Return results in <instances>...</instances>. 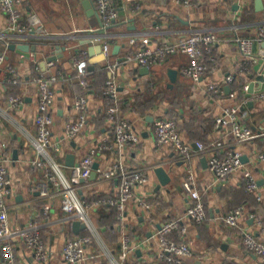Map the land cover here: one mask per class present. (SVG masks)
<instances>
[{
	"label": "crops",
	"instance_id": "1",
	"mask_svg": "<svg viewBox=\"0 0 264 264\" xmlns=\"http://www.w3.org/2000/svg\"><path fill=\"white\" fill-rule=\"evenodd\" d=\"M113 1L119 9L120 19L104 28L94 4L89 12L82 0H23L19 5L23 21L27 22V17L36 13L43 21L44 31L26 40L11 35L0 37V51L7 52L8 63L16 66L21 75V82L12 84L6 80V70L3 68L0 71V147L8 156L13 187L12 194L8 196L10 226L22 230L32 222L40 223L41 235L49 250L48 259L40 261L19 235L14 239L18 264H72L63 257L65 242L74 235L91 233L87 226L75 233L73 222L63 221L61 197L56 194L43 198L37 189V183L43 178V172L31 164L36 157L31 138L37 134V75L60 73L59 80L54 83L58 94L53 107L55 120L52 135L62 148L57 160L72 182L75 183L72 167L67 165V155L74 153L76 164L91 147L104 139L110 140L113 134L106 120L103 97L106 81L112 72L108 61L102 59L95 63L94 70H89L88 123L75 137L67 136L68 124L78 116L74 101L83 93L74 68L80 50H88L90 63L91 59L103 53L96 48L97 45L110 44L109 61L118 63L113 75L119 84L121 111L134 123L139 136L123 151H105L96 157L101 168L120 160L126 170H141L148 179L135 187V196L127 203L124 218L119 219L116 215L114 225L109 227L103 222L100 226L98 220L101 222L106 218L101 219L98 218L99 214L96 215L101 207L106 206V215L112 207L102 205L90 210L96 229L92 233V242L85 250L88 259L81 264H114L113 258L121 264H165L157 259L159 225L172 218L183 217L189 198L182 185L186 177L185 163L171 146L157 144L155 119L163 116L176 118L182 135L192 143L194 150H197V142L207 146L214 141L237 145L227 130L216 128L215 119L225 106L247 99L249 95L243 91L244 84L254 82L256 90L264 86V81L260 84L255 76L261 70L264 74V42L255 39L258 26L264 22V7L257 9L255 0H194L190 7L178 5L173 0ZM137 3L140 7L135 9ZM7 25L8 16L0 10V33L5 32ZM198 29L211 30L219 36L216 62L212 65V72L200 84L182 74V69L190 60L182 53L171 55L164 63L148 67V72L141 71L145 66L123 61L126 55L143 46L174 42ZM237 36L253 38L254 52L259 57L246 75L240 74L243 55L236 41ZM132 38L136 40L133 44ZM12 42L35 45L36 51L26 57L9 47ZM91 47H94L93 55ZM51 56L57 57L55 66L51 70L47 66L43 69L40 63L44 60L47 63ZM169 69L178 71L175 82L171 80ZM229 73L237 75L230 85L225 83ZM211 82L224 85L226 93L216 95L208 91L207 84ZM231 90L238 93L237 99L229 97ZM10 94L25 97L19 109L8 108L7 98ZM250 101L253 100L249 99L241 108L243 121L253 128L263 127L264 100H255L252 105ZM237 146L247 155L246 164L253 168L261 182L262 199L257 200L254 193L246 191L242 171L234 173L228 182L219 184L208 167V153L196 155L193 166L200 187L204 190L208 218L204 224L185 219L188 225L187 240L195 252L187 258L188 264H264V257L246 249L242 231L224 222L226 213L241 204L247 208V213L242 217L245 228L259 233L249 217L250 212L264 219V160L255 159L257 153L264 151V138ZM159 166L164 167L169 175L165 183L161 182L156 171ZM78 184L79 195L93 202L99 195L117 196L120 180L104 181L98 172L94 179L90 178L86 183L79 181ZM46 203L52 205L51 219H47L44 213ZM144 203L150 204V208H146ZM124 235H129L131 247L127 257L122 259ZM0 264H5L1 246Z\"/></svg>",
	"mask_w": 264,
	"mask_h": 264
},
{
	"label": "built area",
	"instance_id": "2",
	"mask_svg": "<svg viewBox=\"0 0 264 264\" xmlns=\"http://www.w3.org/2000/svg\"><path fill=\"white\" fill-rule=\"evenodd\" d=\"M23 0H0V10L8 16V25L4 33H0L1 38L14 36L21 40L36 37L38 33L44 31V24L41 18L32 13L24 22L23 13L19 7ZM94 7L101 16L102 27L110 26L120 19V12L113 0H91ZM176 4L190 7L194 0H173ZM137 3L135 9L139 8ZM22 37V38H20ZM259 42H264V22L258 26L257 36ZM131 39V43H135ZM236 41L243 55V64L240 74L246 75L251 72L253 64L259 61L258 55L254 52V39L251 37L237 36ZM219 43V36L211 30H194L187 35L179 37L174 42L164 41L156 46L146 45L124 58L125 63H136L140 66L151 67L164 63L174 54L182 53L189 57V63L182 69V74L190 78L194 83L200 84L203 79L212 72V65L216 62V47ZM108 67L112 72L107 79L103 97L105 102L106 120L113 129L111 139H104L91 147L82 159L71 168L72 177L77 182H72L63 172L57 156L62 152L59 142L54 141L52 130L54 124V103L57 98V88L54 85L60 73H53L50 76L37 75L35 82L38 86V112L35 116L37 134L31 138V143L36 151V157L31 164L43 172V178L37 183V189L43 198L53 197L58 194L61 197V207L64 211L62 218L65 222L76 220L86 223L91 233H81L67 239L63 246L64 259L72 264H81L88 259L86 247L92 242L95 226L90 217V210L102 205L114 207L117 210L119 219L124 218L126 205L135 196V187L147 181V176L141 170L128 171L124 168L120 160H114L107 168L98 167L97 173L104 181L119 179V191L117 196L99 195L93 202L83 199L79 195L80 179L86 183L94 170L97 156L105 151H123L126 147L137 141L139 136L134 127V123L124 116L121 111V98L117 78L113 75L115 66L118 64L109 61L110 44L105 42L101 46ZM263 54V53H262ZM32 56V52L30 54ZM264 57V54L262 55ZM46 66L51 70L55 66L54 60H48ZM88 50H80L74 61L76 77L82 87L83 93L76 97L74 108L78 112L76 119L67 126V136L70 138L78 135L87 125L89 117L88 91L90 83ZM7 72L8 83L19 84L21 75L18 68L7 61V52L0 51V71ZM263 74V70L258 71ZM264 75V74H263ZM257 76V74L255 75ZM237 75L229 73L225 77V83L230 85L235 82ZM263 86V85H262ZM258 90L254 88L249 92L250 84L243 85V91L248 93L246 100L235 101L223 108L215 119L217 129H225L233 137L237 145L251 143L257 139L264 138V126L253 128L244 123L241 108L248 103L249 99L264 100V86ZM207 89L213 94L224 95L226 93L224 85L216 83L207 84ZM229 97L238 98L236 91H230ZM25 102V97L21 94H10L7 98L9 109H19ZM154 135L158 145H169L178 153L179 159L185 163L186 177L182 185L189 198L188 208L183 217H176L167 220L158 230L157 238L159 252L157 259L165 264H188L187 258L195 254L190 242L187 240L188 225L185 219H189L196 224H204L208 214L204 200V190L201 189L193 159L196 155L208 153V167L213 171L217 183H226L237 171H242L246 191L254 193L257 199H262L261 185L258 176L253 168L248 166L243 160L244 152L233 143L225 144L222 141H214L207 146L202 142H197V150H194L192 143L187 141L182 135L178 120L174 117H158L154 121ZM256 160H264V151L257 153ZM8 156L0 147V246L5 257V264H18L16 260L14 239L22 237L34 256L40 261H46L49 257L48 245L41 235V224L32 222L26 229L15 230L10 226V205L8 196L13 192L12 179L8 167ZM150 208V204H143ZM44 213L47 219L52 218V205L46 203ZM247 213L244 204L231 208L224 216V222L231 227L239 228L243 233L244 243L249 252L264 257V219L256 213L250 212L249 217L259 233L245 228L242 217ZM131 247L129 235L123 238L122 259L127 257V251ZM114 264H121L113 258Z\"/></svg>",
	"mask_w": 264,
	"mask_h": 264
},
{
	"label": "water",
	"instance_id": "3",
	"mask_svg": "<svg viewBox=\"0 0 264 264\" xmlns=\"http://www.w3.org/2000/svg\"><path fill=\"white\" fill-rule=\"evenodd\" d=\"M83 2V5L85 6V8L89 9L88 11L91 12L92 10V7H93V3L91 0H82ZM255 3H256V7L257 9H262L264 7V1L263 0H255ZM22 38V37H20ZM9 47L12 49V50H17L18 52L24 54L26 57H29L31 52H34L36 51V47L35 45H30L29 43H17V42H12L10 43ZM100 52H102L101 50V44L100 45H97L96 47ZM118 48V45L115 46V49ZM91 54L93 55L94 54V47H91ZM102 55L100 57H97V58H94V59H91L90 63H89V70H94L95 69V63H97L98 61L102 60V59H105V55L103 53H101ZM57 59L56 56H51L48 58V60H55ZM40 65L42 66V68L44 69L45 66H46V61H42L40 63ZM141 71L142 72H148L149 71V68L147 66L145 67H142L141 68ZM169 74H170V77H171V80L173 82L176 81V77H177V74H178V71L175 70V69H169ZM251 77H253V75H251ZM256 79L260 81V84L264 81V75L263 74H257L256 76ZM254 86H255V83L252 82L250 84V88H249V92H253L254 91ZM227 91H229V87H227ZM253 104V101H250V105ZM75 160H76V155L74 153H69L67 155V165L68 166H74L75 165ZM206 160V159H205ZM243 160L244 162H247L248 161V157L247 155H243ZM99 167V163L98 162H95L94 164V170L90 176L91 179H94L96 176H97V169ZM156 171L157 173L159 174L160 178H161V182L162 183H165L168 179H169V175L168 173H166L164 167L162 166H159L156 168ZM75 182H77L78 180L77 179H74ZM80 181H84V179H80ZM261 184V182H260ZM81 192V191H80ZM73 225V230L75 233H79V231L81 229H85L86 228V223H84L83 221H79V220H76L72 223ZM162 227V225H159V229Z\"/></svg>",
	"mask_w": 264,
	"mask_h": 264
},
{
	"label": "trees",
	"instance_id": "4",
	"mask_svg": "<svg viewBox=\"0 0 264 264\" xmlns=\"http://www.w3.org/2000/svg\"><path fill=\"white\" fill-rule=\"evenodd\" d=\"M255 198L257 199V196L256 195H255ZM105 207H101V209L99 211H97V213H96V215L99 214L98 218H101V219L102 218L103 219L106 218V219H104V221H101V222H99V220H98V224L101 226V224L104 222L106 224H109V227H110L111 225H114L115 224L117 210H116V208L112 207L110 209V212L106 215V214H104ZM96 222H97V216H96Z\"/></svg>",
	"mask_w": 264,
	"mask_h": 264
}]
</instances>
